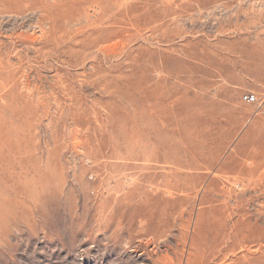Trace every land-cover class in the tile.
<instances>
[{
	"label": "rangeland",
	"instance_id": "rangeland-1",
	"mask_svg": "<svg viewBox=\"0 0 264 264\" xmlns=\"http://www.w3.org/2000/svg\"><path fill=\"white\" fill-rule=\"evenodd\" d=\"M0 264H264V0H0Z\"/></svg>",
	"mask_w": 264,
	"mask_h": 264
},
{
	"label": "built area",
	"instance_id": "built-area-1",
	"mask_svg": "<svg viewBox=\"0 0 264 264\" xmlns=\"http://www.w3.org/2000/svg\"><path fill=\"white\" fill-rule=\"evenodd\" d=\"M244 100L246 102L254 103V102H257L258 101V97H257L256 94L247 93V94L244 95Z\"/></svg>",
	"mask_w": 264,
	"mask_h": 264
}]
</instances>
